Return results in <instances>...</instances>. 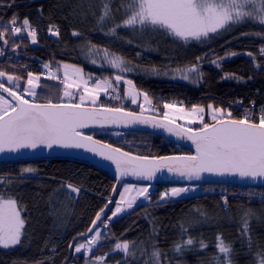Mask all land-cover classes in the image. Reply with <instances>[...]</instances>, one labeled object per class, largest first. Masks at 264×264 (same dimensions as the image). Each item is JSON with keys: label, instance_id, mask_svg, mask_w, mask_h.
<instances>
[{"label": "trees", "instance_id": "1", "mask_svg": "<svg viewBox=\"0 0 264 264\" xmlns=\"http://www.w3.org/2000/svg\"><path fill=\"white\" fill-rule=\"evenodd\" d=\"M120 5L121 0L109 3L115 23H121L124 17L123 9L117 12ZM102 10V0H0V21H8L16 15V26H21V21L28 18L31 28L37 32L38 41L32 44L30 37L24 38L22 29L15 41L20 47L12 51L11 47L4 46L6 56L0 57V67L10 73L15 70L26 80L27 71L40 74L44 72V64L54 61L60 65H75L86 74L113 78L114 70L101 68L99 62L93 65L86 58V46L91 43L117 53L135 66L136 71L128 73L126 78L133 80L137 90L147 93L161 112L163 105L170 102L185 108L200 105L207 109L211 104L225 112L230 111L232 118L240 119L246 113L255 118L264 108V58L258 51L264 46V39L252 35L264 32V27L245 21L222 35H215L207 43L184 44L163 31L140 33L131 28H117V35L113 37L106 35L113 23L108 20L103 24L98 22ZM51 25L59 28L58 37L49 33ZM73 31L82 36L74 37ZM231 52L237 55L221 60V68L211 63ZM247 52L253 53L255 64L261 67L254 66L252 58L245 55ZM197 57H205L200 62L203 76L197 83L191 82L194 78L191 73L187 81L172 77L171 70L197 64ZM52 68L56 69L55 63ZM151 69L159 70L160 74H152ZM164 72L170 74L164 75ZM225 74L241 79L224 78ZM25 80L21 81L22 87L26 86ZM39 84L36 102L44 103L48 99L58 102L64 91L61 78L53 80L42 76ZM119 91L121 99L103 94L99 106L139 111L126 97V86L121 85ZM87 134L135 155L160 157L191 153L161 136L148 133L89 131ZM29 167L34 171L23 172ZM8 177L16 179L6 185L4 195L5 198L11 195L25 209L22 212L26 221L25 237H22L21 245L0 248V264H64L69 257V244L91 226L115 186L111 176L86 164L67 160L0 165V178ZM68 184L80 188V192L69 195ZM167 187L161 185L159 189ZM202 187L205 192L196 196L174 201L154 198L134 207L131 214L110 222L93 248L95 255L104 256L112 252L116 242L128 241L129 251L135 247L136 255L126 258L124 253L116 250L107 255L105 264H117L118 261L124 264L125 259L127 264H144L153 246L167 254L169 264H215L217 256L224 257L216 247L217 237L221 236L232 246L229 254L232 264H256V252L264 250V189L227 185ZM248 210L252 213L248 218V235L253 240L251 251L247 237L241 231L242 217ZM189 237L193 239V245L188 246L183 255L175 253L174 246ZM82 241L85 240H79ZM199 241L207 247L200 248ZM68 264H85L82 253L73 251Z\"/></svg>", "mask_w": 264, "mask_h": 264}, {"label": "snow or ice", "instance_id": "2", "mask_svg": "<svg viewBox=\"0 0 264 264\" xmlns=\"http://www.w3.org/2000/svg\"><path fill=\"white\" fill-rule=\"evenodd\" d=\"M111 0H102L103 10L99 17V23L103 24L106 20L113 23V27L106 33L108 36L115 37L117 28H131L134 32L143 33L145 31H163L171 35L175 40L184 44L193 41L207 43L214 39L215 35H222L230 31L233 27L245 21H252L264 27V0H121L120 9H123L124 17L121 23H115L112 8L109 7ZM11 7V4L8 5ZM17 25V16L8 21H0V57L6 56L4 46H9L12 51L20 47L16 43L17 34L24 31V38L30 37L31 43L36 44L37 32L31 28L28 18L21 21V26ZM53 36H59V28L51 25L48 29ZM214 34V35H210ZM74 37H81L82 34L73 31ZM249 35V33H243ZM255 37L264 39V32H256ZM12 44L9 45V40ZM131 43V41H129ZM86 58L90 63L103 69L114 70V77H98L87 74L84 78L83 70L75 65L64 63L63 79L61 84L64 86L62 96L58 102L48 99L47 102L38 103L34 98L37 97L36 89L40 87L39 81L42 76L46 79H60L52 71L55 63L56 72L61 71V65L50 61L43 65L47 73L41 72L39 75L27 71L25 77L13 72H8L0 67V153L19 152L21 149H36L43 145L51 149L59 146L64 149H86L107 161H111L120 177L132 175L151 181L156 172L166 168L169 172L176 171L188 181H199L203 173H215L218 175L233 174L241 178H250L253 181L264 180V108L260 109V114L255 118H250L246 113L243 118H232L231 112H225L221 107L207 105L210 111L212 122H206L205 107L193 105L189 110L182 106L165 103V109L174 110L178 115L175 119L169 117L168 112L162 114L163 121L155 118L145 117L142 113L126 111L124 107H108L101 105L96 107L101 94L121 99L120 87L126 86V97H130L132 104L137 103V98L143 96L147 103L149 100L147 93L138 91L132 79L126 78L128 73L136 71L135 66L131 65L122 56L107 48H100L89 43L87 46ZM261 58H264V46L259 49ZM214 55V53H211ZM237 53H225L223 57H217L211 63L217 68H221V60ZM252 58L254 66L259 68L261 65L255 64L253 53H245ZM205 57H197V64L190 67L176 68L171 70L174 78L179 77L189 80V74H194L192 83H197L203 76L200 70V62ZM69 69L78 79L71 80ZM152 74L159 75L157 69L150 70ZM169 75V72H164ZM224 78L241 79L240 77L224 75ZM25 80L26 86H21V81ZM91 81V84L89 83ZM75 89L76 92L69 91ZM78 95V102L77 96ZM64 98H68L67 101ZM88 101L92 107H86ZM188 125H199L196 128L177 125L176 119L184 120ZM124 122L128 124H148L152 123L154 128H165L167 132L173 133L179 138H186L195 145V155L190 156H164L152 157L148 155H134L130 151H124L120 147H113L111 144H101L90 134L81 131L92 124L103 126L107 123ZM179 161L180 163H175ZM34 169L25 168L23 172L31 173ZM15 177L0 178V248L8 249L22 244V237H25V218L22 212L25 211L18 201L9 195L5 198L4 192L6 185L10 184ZM149 186L137 187L133 184L123 186V191L119 193V201L116 202L114 211L108 209V204L113 203L111 198L105 203L104 207L96 214L91 221V226L85 233L78 234L85 242H79L74 238V243L69 244V248L75 253H82L85 264H105L107 255L114 254L120 250L127 258L129 255H136V248L129 251V242H116L111 253L104 256H96L93 248L98 244L102 237L101 229L107 230L108 224L120 213H125L126 209H132L137 197H144L150 200ZM71 189L69 195L79 193L80 188L72 184L67 185ZM190 187H173L169 192H165L164 197H178L193 191ZM116 191L115 187L112 189ZM135 192V195L132 193ZM227 204V197H225ZM126 205V208L124 207ZM111 212L108 215L105 211ZM131 214V213H127ZM252 215L251 211L244 212L242 217V234L247 237L249 250L251 251L253 240L249 232L248 218ZM99 222V224L97 223ZM186 231V229H183ZM91 234V236H89ZM191 237L182 243L174 246V252L183 255L188 246L193 245ZM200 248H206L203 241H199ZM218 252L224 254L223 259L217 256L215 264H232L229 254L232 246L226 244L221 236L217 237ZM98 250V249H97ZM91 254V258H89ZM166 253H162L159 248L153 246V251L149 254V259L144 264H169ZM165 257V259H161ZM256 264H264V250L256 252ZM121 264V262H117ZM124 264H127L125 259Z\"/></svg>", "mask_w": 264, "mask_h": 264}, {"label": "water", "instance_id": "3", "mask_svg": "<svg viewBox=\"0 0 264 264\" xmlns=\"http://www.w3.org/2000/svg\"><path fill=\"white\" fill-rule=\"evenodd\" d=\"M40 103V102H38ZM86 107H92V105H85ZM99 107V106H96ZM130 111V110H126ZM137 114H141L137 111H134ZM143 114V113H142ZM148 118H155L163 121L162 116L157 114H143ZM177 125H181L176 123ZM85 134L89 131H112V132H139V133H148L157 136H161L165 138L167 141L188 149L190 154H172L167 156H190L195 155V145L192 141L187 140L186 138H179L175 136L173 133L167 132L165 128H154L152 123L148 124H128L124 122L119 123H107L103 126L99 124H92L87 128L82 129ZM93 138L97 141H100L101 144H109L104 141H101L93 136ZM113 146V145H112ZM115 147V146H113ZM125 151V150H124ZM135 155V154H134ZM164 157V156H160ZM38 160H67L72 162L83 163L92 168L99 170L109 176H111L115 180V189L116 191L111 193V200L113 203L108 204V209H112L115 205V202L119 196V193L125 183H133V184H149V185H165V186H175V185H227V186H235L239 188L246 189H264V180L258 179L253 181L250 178H241L238 175L233 174H225L223 176L215 174V173H203L202 179L199 181H188L185 177H182L178 172L173 171L169 172L166 168L161 169L156 172L154 178L149 181L142 178H137L132 175H128L126 177H120L118 172L116 171L115 165L111 161H107L102 157L88 152L86 149H64L59 146H53V148L49 149L46 146L40 145L36 149H21L19 152H5L0 153V165L12 164L17 162H32ZM175 163H180L179 161ZM108 209L105 211L108 214ZM99 224V222H97ZM91 236V234H89ZM79 240H82V237H75ZM74 243V239L71 244ZM73 255V250L69 249V257L65 261L64 264H68L70 258Z\"/></svg>", "mask_w": 264, "mask_h": 264}, {"label": "rangeland", "instance_id": "4", "mask_svg": "<svg viewBox=\"0 0 264 264\" xmlns=\"http://www.w3.org/2000/svg\"><path fill=\"white\" fill-rule=\"evenodd\" d=\"M43 69H44V68H43ZM45 70H46V69H44L43 71H44V73L46 74V73H47V70H46V71H45ZM52 71H53L54 73H56V75L59 76L61 79H63V69H62V65H61V71H60V72H56V69H53V68H52ZM33 73L39 75V73H36V72H33ZM83 75H84V78L87 79V74H86L84 71H83ZM69 76H70V79H71V80L78 79L77 76H75V75L72 74V70H71V69H69ZM172 77H173V75H172ZM189 77H190V74H189ZM173 78H174V77H173ZM176 79H181V78L176 77ZM189 80H190V79H189ZM185 81H186V80H185ZM36 91H37V89H36ZM69 91L76 92L75 89H69ZM138 91H139V90H138ZM140 92H142V91H140ZM142 93H144V92H142ZM78 95H79V93H76V96H77V102H78ZM102 96H103V94H101L100 99L97 101V105H96V106H99V104L101 103V97H102ZM148 97H149V100H148L147 103L144 101L143 96L141 95V96H139V97L137 98V103H136V104H132L133 107H136V108L139 109V111H137V112H139V113H143V114H157V113L161 112V110H160L159 108H156V107L154 106L152 98H151L150 96H148ZM127 98H128L129 100L131 99L130 97H127ZM34 99H35V98H34ZM64 100L67 101L68 98H64ZM170 104H175L177 107H181V105H179V104L176 103V102H170ZM85 105H91V104H90V102L86 101V102H85ZM182 107H183V106H182ZM183 108H184L185 110H189V109H190V108H185V107H183ZM125 110H126V109H125ZM164 112H168V113H169V117L172 118V119H175L176 116L178 115V113H176L174 110H169V109H165V108H164L163 112H161V113L163 114ZM162 114L159 115V116H162ZM186 119H187V118H185L184 120L176 119V123H179V124H181V125H183V126H185V127L191 126V127L195 128V127L197 126V125H188V124L186 123ZM204 119H205V121H206V120H208V121L211 120L210 111H209L208 109H206V108H205V117H204ZM209 119H210V120H209ZM211 121H212V120H211ZM126 184H133V183H125L124 185H126ZM124 185H123V186H124ZM133 185H136L137 187L149 186V184H144V185H143V184H133ZM173 187H190V188H193L194 190L191 191L190 193H187V194H181V196H178V197H171V196L169 195V196H167V197H164V199H161V197L163 196V194H164L165 192H169V193H170V190H171V188H173ZM70 190H71V189H70ZM122 191H123V187H122L120 193H121ZM203 192H205V189H203V187H202L201 185H175V186H168V187L165 188L164 190H160L158 185H150V187H149V195H150L151 199H150V200H145L144 197H137V199H136V203L134 204L133 208L136 207L137 205H140V204H146V203H149V202H150L152 199H154V198L158 199L159 201H174V200H178V199H181V198H187V197H191V196H196V195L202 194ZM75 194H76V193H75ZM132 195H135V192H133ZM118 201H119V196H118L116 202H118ZM116 202H115V205H114V207H113V209H112L113 211H114V209H115ZM124 207L126 208V205H124ZM133 208H132V209H133ZM132 209H126V212H125V213H120V214H118V216H117V217H114V218L112 219L111 222H113L114 220H116V219H118V218H120V217L126 215V214L129 213ZM109 215H111V213H110ZM103 230H104V229H101L102 232H103ZM100 240H101V239H100ZM100 240H99L98 242H100ZM83 242H85V241H82V243H83Z\"/></svg>", "mask_w": 264, "mask_h": 264}, {"label": "built area", "instance_id": "5", "mask_svg": "<svg viewBox=\"0 0 264 264\" xmlns=\"http://www.w3.org/2000/svg\"><path fill=\"white\" fill-rule=\"evenodd\" d=\"M46 71V70H45ZM93 76H98V77H101V76H99V75H96V74H92ZM101 78H103V77H101ZM90 84H91V81L89 82Z\"/></svg>", "mask_w": 264, "mask_h": 264}]
</instances>
